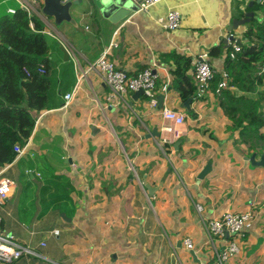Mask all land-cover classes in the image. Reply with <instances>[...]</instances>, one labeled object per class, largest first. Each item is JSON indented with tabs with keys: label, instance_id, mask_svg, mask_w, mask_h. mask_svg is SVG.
<instances>
[{
	"label": "crops",
	"instance_id": "0c3cea01",
	"mask_svg": "<svg viewBox=\"0 0 264 264\" xmlns=\"http://www.w3.org/2000/svg\"><path fill=\"white\" fill-rule=\"evenodd\" d=\"M96 1L82 0L73 7L82 26L78 29L68 22L56 25L42 14L41 0L28 1L53 45L58 104L41 114L24 153L16 152L10 165L0 167V178L16 181L12 194L0 204L2 229L39 255L0 264H207L212 252L204 245L203 223L228 209L252 210L254 217L245 236L232 237L241 240V252L228 264H264V255L258 253L264 252V244L251 256L246 252L264 240V216L254 214L255 203L264 199V167L252 166L246 157L255 153L258 160L263 152L239 142L232 110L221 105L212 86L200 100L192 98L187 108L173 89L174 63L164 61V54L177 52L191 57L193 69L197 56L207 52L209 63L221 74L226 70L230 34L244 36L246 26L234 25L231 31L229 27L252 0H160L147 10H139L138 0H115L105 11ZM125 2L135 9L119 20ZM17 5L19 0H1L0 17ZM172 10L181 14L175 30L159 22ZM257 14L264 17V11ZM62 43L75 48L76 63L72 56L65 58ZM105 51L130 75L156 67L159 78L170 77L166 92L155 90L157 106L145 94L138 98L134 93L127 98L128 108L124 102L107 104L108 87L96 70L88 69ZM76 85L79 90L63 107L65 94ZM260 89L264 92V86ZM164 107L186 116L176 140L162 132ZM154 128L160 135L148 137ZM147 149L154 151L153 158L157 150L162 153L160 164L155 163L160 169L141 174L133 162L145 157ZM209 161L212 170L199 179ZM145 179L154 187L162 184L154 196ZM163 189L162 206L172 207L173 214L162 217L152 199ZM197 203L204 207L201 215ZM179 232L193 241L195 249L185 247Z\"/></svg>",
	"mask_w": 264,
	"mask_h": 264
},
{
	"label": "trees",
	"instance_id": "16d2710c",
	"mask_svg": "<svg viewBox=\"0 0 264 264\" xmlns=\"http://www.w3.org/2000/svg\"><path fill=\"white\" fill-rule=\"evenodd\" d=\"M251 11L254 12V17L245 24L243 34L246 41L242 51L236 58H231L229 55L231 46L228 47L226 71L230 76L229 86L218 94V98L224 108L232 110L230 116L232 128L240 131L239 142L247 145L249 150L260 153L264 152V92L260 89L264 86V17L259 18L257 13L264 11V4L255 3L248 6L239 19L245 18ZM45 28V24L35 13L21 5L14 14L7 13L0 17L1 168L10 165L16 159L15 145L24 146L27 143L38 117L58 104L57 60L53 55V45L48 43L44 34ZM215 51L220 52L221 48L217 47ZM164 55L166 63L170 61L174 63L173 66L170 65L173 89L183 101L194 99L197 87L192 76L191 57L177 52ZM221 79V74H216L211 83L214 91ZM164 82L159 78L157 87L161 89ZM190 114L193 115V110ZM165 145L166 143L163 144ZM152 152L154 151L147 149V153L143 155L145 157L142 158L141 155L136 163L133 162L135 168L140 169L138 173H151L159 168L162 153L157 150L153 158ZM164 192L165 189L161 190L152 199L154 205L159 207V214H162V217L163 214H173L172 207L170 209L169 205L162 206L161 195ZM166 229L171 239L174 238L175 234ZM184 235L179 232L178 237L184 240ZM84 246L87 249V245ZM214 260L215 256L210 255L207 264H214Z\"/></svg>",
	"mask_w": 264,
	"mask_h": 264
},
{
	"label": "built area",
	"instance_id": "2783aa9c",
	"mask_svg": "<svg viewBox=\"0 0 264 264\" xmlns=\"http://www.w3.org/2000/svg\"><path fill=\"white\" fill-rule=\"evenodd\" d=\"M21 6L32 12V5L27 0H19ZM160 0H138L139 10H147L151 5L156 4ZM17 7H11L7 10L8 14H14ZM159 22L166 29L175 30L180 27L181 14L177 10L170 11L166 17L160 18ZM231 58H236L237 54L242 51L243 44L246 38L241 34H230ZM70 56L73 57L74 62H77L76 50L63 43ZM41 69L43 65L40 66ZM89 70H96L104 84L108 87L107 104L116 106L120 102H124L128 108L130 104L128 97L139 90H143L144 94L150 98V104L157 106L158 101L155 96L157 88V81L160 77L156 67L146 68L145 70L130 75L124 69L116 67L113 61L108 58V51H105L100 58L95 62L89 64ZM43 70V69H42ZM193 79L197 90L195 99L200 100L210 90L211 83L216 76L215 69L209 63V53L203 52L199 54L193 65ZM29 74V72L27 73ZM85 75V74H84ZM83 75V76H84ZM222 79L216 87L215 92L220 94L224 88L229 86L230 76L224 70L221 72ZM170 77L164 82L161 90L166 92L169 88ZM79 86L76 85L71 91L67 92L64 97L63 107H68L69 103L74 98ZM162 116L166 123L162 126V132L168 133L172 140L180 137L179 126H182L186 119L181 112L164 107L162 109ZM40 117L36 121L39 122ZM167 141V139H164ZM15 151L22 155L25 151L24 146L15 145ZM76 166V164H74ZM136 172V169L132 167ZM16 186V181L8 176L0 178V204L5 203L6 199L12 194ZM146 192V190H145ZM147 194V193H146ZM148 195V194H147ZM151 202V198L148 196ZM196 209L201 215L204 207L197 203ZM253 214L251 211L234 212L231 209L226 210L221 216L204 221V228L206 233V243L204 244L209 251L215 256L214 264H228L232 257H235L241 252V247L237 241L232 239L234 236H245V232L253 227ZM2 218L0 216V262L12 263L24 255H39L37 251L29 246H25L19 242L18 238L11 232H6L1 229ZM229 234V237L227 236ZM45 245V242H42ZM183 244L188 249H195V245L190 238H185Z\"/></svg>",
	"mask_w": 264,
	"mask_h": 264
},
{
	"label": "water",
	"instance_id": "95a60500",
	"mask_svg": "<svg viewBox=\"0 0 264 264\" xmlns=\"http://www.w3.org/2000/svg\"><path fill=\"white\" fill-rule=\"evenodd\" d=\"M42 1V6H41V12L42 14H44L46 17L52 18L54 20V23L56 25H61L63 22H68L70 24H72L75 28H82V26L80 25L79 20L73 15L72 10L74 6H78L82 4V0H41ZM97 0L96 4L101 7V9L103 11L107 10V7H111L112 5H114L115 0ZM264 3V0H252L250 2V6H253L255 3ZM122 2H119L117 4H121ZM104 4V6L102 5ZM135 9L134 6L128 4V2H125L122 4L121 8H120V19L125 18L126 16H128L131 13V10ZM254 17V12H249L248 15L241 19V20H237L233 23L232 26L229 27V30L231 31L234 25H245L248 22H250L252 20V18ZM118 20V21H119ZM62 50L64 52L65 58L69 59L70 58V54L69 51L67 49V47L62 43L61 45ZM144 94L143 90H139L137 92L134 93V95L136 97H140L141 95ZM193 99L189 98L188 100H186L185 102V106H187V108H190V104L192 103ZM158 128H154L153 131L151 133L148 134V137H157L160 135V133L157 130ZM180 142L178 141L175 145L176 148H178ZM246 160H248L252 166H264V152L261 155L260 159L257 160L256 158V154L253 153L251 156H247ZM212 161H209L208 164L203 168V170L198 174V178L199 179H203L211 170H212ZM144 185L147 188V190L149 191L150 196H154L155 193L161 189V185L159 186H151L148 181L145 179L144 180ZM229 237V234L227 235ZM182 241L178 242V246H181ZM191 254L194 258L197 257V254L194 250L191 251Z\"/></svg>",
	"mask_w": 264,
	"mask_h": 264
},
{
	"label": "rangeland",
	"instance_id": "374dc122",
	"mask_svg": "<svg viewBox=\"0 0 264 264\" xmlns=\"http://www.w3.org/2000/svg\"><path fill=\"white\" fill-rule=\"evenodd\" d=\"M1 1V0H0ZM27 1H32V0H27ZM34 1V0H33ZM18 6V5H17ZM256 167H264V166H256ZM263 195H264V191H263ZM255 212H254V214H259L258 216H261V214H263V216H264V210L262 211V209H264V199L259 203V204H257V203H255ZM250 211H252V210H250ZM252 214H253V212H252ZM264 218V217H263ZM206 234V233H205ZM264 234V233H263ZM238 237H240V236H238ZM207 238V237H206ZM240 238H242V237H240ZM237 242L240 244V242H241V240L240 239H238L237 240ZM264 240H262V242L260 241L259 242V245H257V247H254V248H249V249H247L246 250V252H247V254L249 255V256H251V255H253V252L256 250V249H258V248H260L264 243ZM206 243V242H205ZM257 252V251H256ZM258 253H260V256H263L264 255V252L262 251H259ZM263 258H264V256H263Z\"/></svg>",
	"mask_w": 264,
	"mask_h": 264
}]
</instances>
